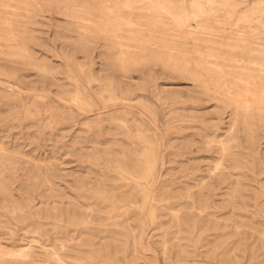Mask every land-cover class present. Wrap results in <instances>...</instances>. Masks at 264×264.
<instances>
[{
	"label": "rangeland",
	"instance_id": "374dc122",
	"mask_svg": "<svg viewBox=\"0 0 264 264\" xmlns=\"http://www.w3.org/2000/svg\"><path fill=\"white\" fill-rule=\"evenodd\" d=\"M0 264H264V0H0Z\"/></svg>",
	"mask_w": 264,
	"mask_h": 264
}]
</instances>
